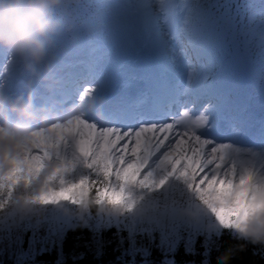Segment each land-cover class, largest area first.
Wrapping results in <instances>:
<instances>
[{"label":"snow or ice","instance_id":"6c2138e0","mask_svg":"<svg viewBox=\"0 0 264 264\" xmlns=\"http://www.w3.org/2000/svg\"><path fill=\"white\" fill-rule=\"evenodd\" d=\"M118 7L131 9L149 53L166 62L186 55L184 41L199 9L193 0H132L128 5L65 0L55 13L75 31L80 16L93 13L106 20ZM64 33L61 29L53 37V83L49 87L33 79L34 100L59 110L69 85L84 81L89 86L75 87L74 114L57 116L25 143L0 152V232L7 231L11 239L13 225L32 230L23 256L38 254L37 242L42 245L39 254L49 250L44 245L54 248L57 242L62 250L67 231L81 225L94 233L126 230L133 251L138 250L137 234L154 239L158 231L160 247L168 253L183 240L188 254L195 253L196 238L203 236V264L225 231L264 245V230L252 227L254 222L264 224V137L257 141L225 130L213 98L189 91L192 72L186 73L187 86L173 90L171 107L163 111L133 114L125 105L104 107L105 74L95 56L98 49L93 47L92 57L68 73ZM22 68L10 55L0 58V119L7 107L3 98L26 90L29 78H23ZM37 82H43L47 95L38 96ZM186 95L189 99L181 102ZM53 99L58 103L51 104ZM12 115L8 113L9 119ZM42 224L46 234L38 241ZM17 241L23 243L19 237Z\"/></svg>","mask_w":264,"mask_h":264},{"label":"clouds","instance_id":"9594fccd","mask_svg":"<svg viewBox=\"0 0 264 264\" xmlns=\"http://www.w3.org/2000/svg\"><path fill=\"white\" fill-rule=\"evenodd\" d=\"M65 0H0V50L18 59L29 74L25 92L3 98L7 105L0 119V152L13 150L43 130L55 118L50 105H37L31 90L33 79L51 87L55 56L54 35L66 26L55 10ZM12 113L9 119L8 113ZM39 125V127H37ZM252 227L264 230V224ZM239 238V237H236ZM223 260L227 256L222 257Z\"/></svg>","mask_w":264,"mask_h":264},{"label":"trees","instance_id":"16d2710c","mask_svg":"<svg viewBox=\"0 0 264 264\" xmlns=\"http://www.w3.org/2000/svg\"><path fill=\"white\" fill-rule=\"evenodd\" d=\"M92 215H96L95 208L92 209ZM107 230L110 232L115 230L114 232L119 233V243L108 241L105 236L110 232L99 235L81 225L75 230L67 231L62 248L65 251L70 240L87 236L90 242L88 247L79 246L78 248L83 253L82 257L71 260L68 257L54 255L49 261L46 258V253H44V257L40 261L42 264H203L205 260L204 248L202 247L203 236L196 238L195 253L188 254L185 251L183 240L174 253H168L160 247V233L158 231L153 233L154 239L147 234H137L135 239L138 250L133 251L126 230L118 232L115 227ZM182 235L186 238L187 234ZM217 244L218 247H214L207 257L208 264H218V261L223 260L222 257L225 256H227L225 264H264V245L234 238L227 231L219 238ZM79 250L77 251L79 252ZM3 264L9 263L4 262Z\"/></svg>","mask_w":264,"mask_h":264},{"label":"rangeland","instance_id":"374dc122","mask_svg":"<svg viewBox=\"0 0 264 264\" xmlns=\"http://www.w3.org/2000/svg\"><path fill=\"white\" fill-rule=\"evenodd\" d=\"M73 1L74 0H67L68 3H73ZM114 2H115V4H117V1H114ZM111 13H114V12L111 11ZM116 14L118 15L119 13H116ZM85 17H86L85 21H82L80 24V26H81L80 30L77 29L79 32L80 41L84 42L86 40L87 41L86 45H88V41L92 40V38L96 32V29L99 27L101 30V34H102L101 35L102 40H101L100 44L98 45L99 47H98L97 54H101V52L103 50L101 48V46L105 45L106 47H108L109 45H112V39L113 38L117 39L116 46H118V44L120 43V41L123 38H126V37H124V35H122L121 31H116L115 29L117 26H122V27H124V29L127 27L126 24H129V21H128L129 16L128 15L122 17L121 19L115 20V22H113V23H110L111 19L107 18L106 20H104V19L98 18L93 13H91L90 15L87 13V15ZM196 18H198V17H196ZM84 24L89 25V27L91 29H86V30L82 29L85 27V26H83ZM120 24H122V25H120ZM76 26H77V24H76ZM135 39H137V38H135ZM222 41L223 40L219 39L215 42V41H212L211 38H209V42L212 43V46H214L215 44L217 45L215 47L217 49V51H218L219 46L221 44H223ZM203 42L205 43V46L208 47L207 40H203ZM33 224H35V219L33 220ZM46 229H47L46 224L40 225L39 229L36 231V237H37L38 241H39L40 237H43L46 234ZM115 229H117V228L115 227ZM72 230H74V229H72ZM114 231L115 230H113L112 232H110L108 230H103L98 234L100 235L102 233L110 232L105 236L108 239V241H110L111 243H113V242L119 243L120 235H119V233L114 232ZM120 232H122V231H120ZM182 234H186V233H182ZM32 235H33L32 230L25 232L22 227L17 228L15 225L12 226L11 239H9V234L7 231L0 232V236L4 237L3 241H0V264H3L4 262H7L9 264L10 263H12V264H42L40 260L43 259L44 253H46V258L49 261H50V258H53L54 255L55 256L59 255V257L64 256L66 258L68 257L71 260L79 259L83 255V253L78 249L79 246L80 247H82V246L88 247L87 245H88V243H90L89 237H87V236L83 237L82 236V237L78 238L77 240H70L69 243H67V245H69V246L66 248L65 251L63 250V248L61 250L59 242H57V246L54 248L51 247L50 245H44L45 247H48L49 250L42 253V254H39V249L41 248L42 245H41V243L37 242V244L35 245V251L38 254L23 256L22 253H27L29 251V239L32 237ZM66 235H65V237H66ZM17 237L21 238L23 243H19L17 241ZM99 237H101V236H99ZM77 250H79V252ZM163 250H166V249H163Z\"/></svg>","mask_w":264,"mask_h":264},{"label":"bare ground","instance_id":"6f19581e","mask_svg":"<svg viewBox=\"0 0 264 264\" xmlns=\"http://www.w3.org/2000/svg\"><path fill=\"white\" fill-rule=\"evenodd\" d=\"M127 1V3L128 4H130L131 2H132V0H126ZM130 8H128V7H125L124 8V10H123V12L126 14L127 13V11L129 10ZM132 21L134 22L135 21V17L133 16L132 17ZM138 60H139V58H130L128 61L127 60H124L119 66H121V65H123V64H126V63H128V62H130L131 64H137V62H138ZM27 73V72H26ZM117 73H119V74H124L123 73V70H118L117 72H116V74ZM127 81L125 80V81H117V83L115 84L116 86L118 85L119 86V88H123V87H125V86H127V84H129V80H130V76L129 75H127ZM107 80V79H106ZM105 80V81H106ZM112 80L110 79L109 80V82H111ZM105 84H106V82H105Z\"/></svg>","mask_w":264,"mask_h":264}]
</instances>
